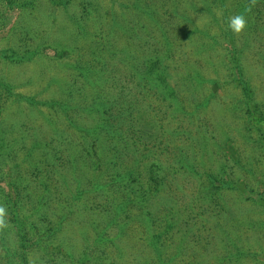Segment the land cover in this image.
<instances>
[{
  "label": "rangeland",
  "instance_id": "374dc122",
  "mask_svg": "<svg viewBox=\"0 0 264 264\" xmlns=\"http://www.w3.org/2000/svg\"><path fill=\"white\" fill-rule=\"evenodd\" d=\"M247 3L0 0V205L34 220L28 264H264V0L228 29Z\"/></svg>",
  "mask_w": 264,
  "mask_h": 264
},
{
  "label": "trees",
  "instance_id": "16d2710c",
  "mask_svg": "<svg viewBox=\"0 0 264 264\" xmlns=\"http://www.w3.org/2000/svg\"><path fill=\"white\" fill-rule=\"evenodd\" d=\"M176 7V6H175ZM173 12H175L173 10ZM168 15H171L170 13H168ZM162 38L165 40V38L162 36ZM166 41V40H165ZM164 52H166V49L164 50ZM239 81L242 82L241 78H239ZM243 93L245 95V97L249 100L250 99V90L249 87L243 85L242 87ZM254 113V112H253ZM259 114V113H258ZM260 115H262L264 117V110L263 112L260 113ZM263 117H258V120L260 121V126L263 128V132H262V140L264 141V118ZM81 130V129H80ZM81 132L88 137L87 133L83 130H81ZM34 141L33 146H39L41 143L36 140V139H32ZM18 141V137L17 136H13L11 137L8 141H7V145L10 146L11 143H14ZM6 143V141H5ZM4 143V145H6ZM116 144V142L113 143V145ZM3 147V145H2ZM114 147V146H113ZM115 148V147H114ZM32 148L30 149V154H32ZM112 150V147H111ZM97 155V154H95ZM99 156V155H97ZM98 159V158H97ZM95 160V159H94ZM94 173L97 172V166H94ZM123 175L127 174L125 172H121V171H115L112 175V178H124ZM7 197H10L9 195H5ZM5 198V197H4ZM144 200V199H143ZM5 203V205H4ZM8 201H4L3 200V204L5 207H8ZM6 212L7 214L10 213L9 218L6 216V221H7V227L0 229V240L2 239H6L7 235L12 232L15 235H17V240H16V245H15V241L13 242L14 245L12 246L13 248V256L16 259V262L18 264H28L26 262V255L28 254V252L33 250V246L37 245V242L40 238V236H38L36 239L32 238V236H34L36 234V232H34V220L30 218V215H19L14 213L13 211H9L6 208ZM55 232V229H48L47 230V234L51 235ZM31 236V237H30ZM157 237V236H156ZM35 239V240H32ZM153 240H150L149 246L152 247L153 245H155V239L154 236L152 237ZM10 248V249H12ZM78 263V262H77Z\"/></svg>",
  "mask_w": 264,
  "mask_h": 264
},
{
  "label": "clouds",
  "instance_id": "9594fccd",
  "mask_svg": "<svg viewBox=\"0 0 264 264\" xmlns=\"http://www.w3.org/2000/svg\"><path fill=\"white\" fill-rule=\"evenodd\" d=\"M256 3L257 0H248V3L245 5L244 12L230 16L228 19V29L234 34H239L244 31L248 24L246 13L251 12ZM6 216V207L4 205H0V229L7 227Z\"/></svg>",
  "mask_w": 264,
  "mask_h": 264
}]
</instances>
